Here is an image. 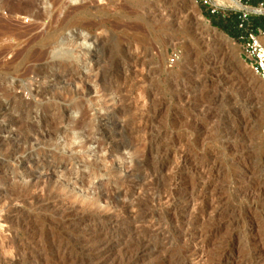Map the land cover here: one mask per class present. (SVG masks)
<instances>
[{
	"label": "rangeland",
	"instance_id": "obj_1",
	"mask_svg": "<svg viewBox=\"0 0 264 264\" xmlns=\"http://www.w3.org/2000/svg\"><path fill=\"white\" fill-rule=\"evenodd\" d=\"M32 1L0 0V191L29 182V173L43 178L50 172V190L68 205L106 217L115 205L105 196L117 192L127 170L151 175L161 157L159 176L131 198L148 200L152 187L175 175L181 203L168 212L153 205L175 222H166L163 247L131 264H173L201 242L209 263L221 256V264H264V90L239 44L203 15L249 6L239 0L241 8L215 0ZM82 37L86 43L79 45ZM63 43L80 61L61 65L52 56ZM174 49L180 58L168 66ZM77 135L81 139L67 148L66 140ZM117 138L124 147L109 157ZM193 183L207 193L204 205L187 197ZM13 206L21 212L17 223L4 218ZM79 217V211L52 214L26 197L0 195V264H84L80 254L93 257L85 264H118L121 249L105 252L98 238L88 237L97 222ZM179 228L184 239L175 233ZM70 237L89 252L65 258L58 243L70 244ZM224 245L230 247L220 254ZM16 249L21 252L11 259Z\"/></svg>",
	"mask_w": 264,
	"mask_h": 264
},
{
	"label": "bare ground",
	"instance_id": "obj_2",
	"mask_svg": "<svg viewBox=\"0 0 264 264\" xmlns=\"http://www.w3.org/2000/svg\"><path fill=\"white\" fill-rule=\"evenodd\" d=\"M29 1V0H28ZM75 1V0H73ZM217 2V4H221V5H225V6H232V7H236V8H241L242 5L236 1V0H215ZM31 2H33L31 0ZM34 4V3H33ZM33 4H31L30 6H32ZM29 6V7H30ZM22 9V7H21ZM261 10H264V9H261ZM17 11V10H16ZM23 11V10H22ZM21 11V12H22ZM171 11V10H170ZM32 13V12H31ZM181 13V12H180ZM33 14V13H32ZM35 14V12H34ZM51 27V26H50ZM59 31V30H58ZM3 33H5V31H2ZM56 32V31H55ZM7 33V32H6ZM19 33V32H18ZM21 33V31H20ZM47 33V32H45ZM49 33V31H48ZM51 33H54V32H51ZM59 32H57L58 34ZM22 34V33H21ZM26 34V33H24ZM45 35V34H44ZM18 37V35H16ZM21 36V35H20ZM23 36V34H22ZM25 36V35H24ZM48 36V34L46 35ZM49 37H53V35H49ZM55 38V37H54ZM55 40V39H54ZM57 41V40H56ZM85 38L82 37V39L80 40V42L78 43L79 45H84L86 42H85ZM45 42V41H44ZM43 42V43H44ZM55 42V41H54ZM62 42V41H61ZM46 43V42H45ZM50 43V42H49ZM41 44V43H40ZM52 44V42H51ZM73 44V43H72ZM2 45V44H1ZM42 45L44 44H41V47ZM47 45V44H45ZM44 45V46H45ZM3 46V45H2ZM43 46V47H44ZM60 46H65V48H63V50H55L51 52L52 53V56L55 57V58H59L61 60V65L65 64L66 61L69 59L71 61H73L74 63L77 62L81 55H72L70 56L69 54L73 51V49H69L67 46H68V43H63V44H60ZM23 47V46H22ZM43 47L41 49H43ZM70 47V46H69ZM75 47V46H74ZM77 48V47H76ZM22 49V48H21ZM82 49V48H80ZM1 50V49H0ZM2 51V50H1ZM9 52V50H8ZM50 52V50H49ZM3 53V52H1ZM16 55V54H15ZM41 55V54H40ZM43 55V54H42ZM41 55V56H42ZM39 56V57H41ZM51 56V55H50ZM37 57V56H36ZM35 57V58H36ZM23 59H21V62ZM81 60H85V59H81ZM80 61V60H79ZM12 62V61H11ZM19 62H20V59H19ZM72 62V63H73ZM68 63V62H67ZM81 63V62H80ZM8 64V62H7ZM59 64V65H60ZM81 65V64H80ZM83 65V64H82ZM53 66V65H51ZM65 67V66H64ZM75 67V66H74ZM18 70V69H17ZM16 70V71H17ZM41 70V68H40ZM45 70V69H44ZM50 70V69H49ZM55 70V69H54ZM53 70V71H54ZM130 70V69H129ZM57 71V70H56ZM55 71V72H56ZM19 72V71H18ZM54 72V73H55ZM127 72V71H126ZM30 73V72H29ZM32 73V71H31ZM53 73V72H52ZM57 73V72H56ZM59 73V72H58ZM57 73V74H58ZM56 74V75H57ZM23 75V74H21ZM53 75V74H52ZM59 76V75H58ZM66 79V78H65ZM67 84V83H66ZM235 89V88H234ZM76 126V125H75ZM74 127V126H73ZM78 127V126H77ZM120 128V127H119ZM73 130V129H72ZM112 130V129H111ZM113 131V130H112ZM76 132L78 133L79 131L76 130ZM116 132V131H115ZM50 133V132H49ZM52 133V132H51ZM50 133V134H51ZM70 133V132H69ZM74 133V131H73ZM117 133V132H116ZM81 134V133H80ZM87 134V133H86ZM53 135V134H52ZM55 135V134H54ZM228 136V135H227ZM53 137V136H52ZM66 137V136H65ZM64 137V138H65ZM78 137H81L79 135L77 136H70L64 143V145L67 146V148H69L71 145L75 144V140H80L81 138L79 139H76ZM225 137V135H224ZM53 139V138H52ZM118 139V138H117ZM65 140V139H64ZM148 140V139H147ZM226 140V139H225ZM230 140V139H229ZM99 141V140H98ZM1 142V141H0ZM127 144V143H126ZM75 146V145H74ZM79 148H85V143L84 142H81V141H78L77 142V145ZM75 146V147H76ZM121 147H124V142L120 139L117 140V142L110 146V148L106 151H108V155L107 156H112L118 149H120ZM63 148V147H62ZM88 148V147H87ZM86 148V152H88V149ZM102 148V142L99 141L98 142V149H101ZM160 148V147H159ZM71 149H74V148H71ZM69 149V150H71ZM76 149V148H75ZM64 151V150H63ZM74 151V150H73ZM97 152V150H95ZM76 152V151H74ZM80 153V151H77ZM71 153V152H70ZM78 153V154H79ZM91 152L89 151V154ZM66 154V153H65ZM68 155V154H67ZM91 155H94V154H90ZM96 155V154H95ZM56 156V155H55ZM75 156V155H74ZM73 156V157H74ZM80 156V154H79ZM84 156V155H83ZM82 156V157H83ZM86 156V155H85ZM151 156V155H150ZM163 156V155H162ZM59 157V156H58ZM72 157V158H73ZM81 157V156H80ZM100 157V156H99ZM108 157V158H109ZM166 157V156H165ZM57 158V157H56ZM76 158V157H75ZM78 158V157H77ZM153 158V157H152ZM59 159V158H58ZM97 159H98V156H97ZM161 157L159 158L158 162H157V167L155 169V171L151 174V175H146L145 174V171L146 168H145V171H144V174H145V177L143 175H140V174H135V171L134 169L131 167L129 168V170H127V173L123 176V181L121 182V184L119 185L118 189H117V192L115 194H113L112 196L111 195H104L105 197H109L111 198V200L113 201V204L115 205V210L113 212V214L109 215V216H103L101 215V217H96L94 216L92 213H90L88 210L91 209V207L85 211V209H83V204L82 205H71L69 203H67V198L65 197H61V195L59 196L58 194H56V192H54L53 190L51 191L50 190V187H51V178H52V174L49 172L46 177L44 178H40V177H36V176H32L31 173H29V175L31 176L30 177V180L29 182L27 183H24V184H20V185H16V188L12 187H8V186H5L2 188V191H0V195L2 196H8L11 197V198H15V199H19V197H26L28 198L31 202H33L35 205L39 206V207H48L49 210L51 211L52 214H56L58 212H63L65 210H71V211H79L80 212V220L82 221V223H86V222H97L95 228H90L89 230V239H97L98 238V241L101 243V246L105 252L107 251H110V250H113V249H117V248H120L121 249V254L118 255V264H131L133 263L134 261L138 260L139 258H141L142 256H144L147 252H151V251H157L158 248H161L163 247L166 242L165 240L168 238L167 236V233L166 230H165V226L168 225L166 224V222H170L172 221L173 219L175 218H171L169 217L170 219L167 221L166 220V217H162V214H157L156 212V209L153 205H157V207L159 206L161 209L162 207L164 208L163 211L165 210V212H168L169 208L171 207H174L177 206L179 203H181L178 199L181 198H177V196H180L179 193L178 195L176 196V187H177V184L179 182V179L174 175L170 181L168 182L167 185H158L157 187H152V191H150L149 193L147 192V196H148V200H145L142 198V200H136V199H133L131 198L133 196V194L136 195L137 197V194H139V192L142 190V188H144V186L146 184H149V180L150 178H155L158 175V173L160 172V169L164 166L163 165V162L161 161ZM64 160V159H63ZM77 160V159H76ZM91 160V159H90ZM101 160V159H100ZM99 160V161H100ZM69 161V160H68ZM164 161V160H163ZM174 161V160H173ZM82 162V161H81ZM152 162V161H151ZM155 162V161H154ZM176 162V161H175ZM38 163V162H37ZM97 163V162H96ZM85 164L87 166L90 165V162L88 161H85ZM105 164V163H104ZM137 164V163H136ZM135 164V165H136ZM167 164V163H166ZM179 164L181 163H176L174 165V168L173 169H177L179 168ZM185 164V163H184ZM2 165V164H1ZM0 165V171L2 169V166ZM95 165V164H94ZM138 165V164H137ZM91 166V165H90ZM99 166V165H98ZM107 166V165H106ZM153 166V165H152ZM34 167V166H33ZM104 167V166H103ZM102 168V167H101ZM135 168V166H134ZM202 168V167H201ZM93 169V167H92ZM150 169V168H149ZM153 169V168H151ZM91 169L88 168V172L90 171ZM96 170V168H95ZM144 170V168H143ZM154 170V169H153ZM179 170V169H178ZM99 171V169H98ZM110 171V170H108ZM112 171V170H111ZM162 171V170H161ZM95 172V171H94ZM140 172H143V171H139ZM149 172V171H148ZM151 172V171H150ZM174 172H177L176 170ZM173 172V173H174ZM162 173V172H161ZM172 173V172H171ZM92 174V173H91ZM98 174V173H97ZM148 174V173H147ZM2 175V174H1ZM22 176V175H21ZM166 176V175H165ZM166 178V179H167ZM180 178V177H179ZM14 179H17L14 178ZM157 179V178H156ZM155 179V180H156ZM167 179V180H168ZM2 180V177L0 176V181ZM18 180V179H17ZM154 180V181H155ZM158 180V179H157ZM20 182V180H19ZM58 182V181H57ZM56 182V183H57ZM150 182H152L150 180ZM158 182V181H157ZM188 182V181H187ZM199 182V181H198ZM203 182V181H202ZM186 183V182H185ZM184 183V184H185ZM261 183V182H260ZM3 184V183H2ZM73 184H75L73 182ZM78 184V183H77ZM75 184V185H77ZM81 184V183H80ZM182 184V183H181ZM203 184V183H202ZM201 184V185H202ZM264 184V183H263ZM179 185V184H178ZM195 185V188L197 187V183L196 184H192L191 187L193 188ZM200 185V184H199ZM54 186V185H53ZM148 186V185H147ZM60 187V186H59ZM149 187V186H148ZM65 188V187H64ZM79 188V187H78ZM77 188V190H78ZM81 188L84 189V187L82 186ZM198 188V187H197ZM196 188V189H197ZM54 189V187H53ZM194 190L193 189H188L190 192H188V198L190 200L191 203H195L196 204H199V205H204L205 202H204V198L207 197L206 194L207 193H201L200 191H197V190ZM203 189V188H202ZM262 189V188H261ZM263 190V189H262ZM56 191V190H55ZM82 190L80 189V192ZM146 191V190H145ZM79 192V191H78ZM84 192V191H83ZM100 192V191H99ZM262 192V191H261ZM85 195V193H83ZM108 194V193H107ZM77 195V194H76ZM82 195V194H81ZM93 195V194H92ZM91 195V196H92ZM99 195V194H98ZM97 195V196H98ZM186 195V194H184ZM96 196V194H95ZM96 196V197H97ZM103 196V197H104ZM145 195V197H147ZM93 199L91 201L90 204H93L96 202V198ZM104 197V198H105ZM186 197V198H187ZM261 197V196H260ZM88 198V197H87ZM262 198V197H261ZM22 199V198H21ZM147 199V198H146ZM110 200V199H109ZM14 201V200H13ZM85 201V200H84ZM248 201V200H247ZM97 203V202H96ZM86 204V203H85ZM89 204V205H90ZM112 204V202H111ZM112 204V205H113ZM155 205V206H156ZM184 205V204H183ZM162 206V207H161ZM192 207V206H191ZM194 207V206H193ZM38 209V208H37ZM47 210V209H46ZM91 211V210H90ZM161 211V210H160ZM176 211V210H175ZM48 212V211H47ZM174 212V211H173ZM164 213V212H162ZM98 214V213H96ZM95 214V215H96ZM173 214V213H172ZM171 214V215H172ZM47 215V214H46ZM164 215V214H163ZM58 216V215H57ZM98 216V215H97ZM175 216V215H174ZM21 217V212L16 209L14 206L11 207L9 209V212L6 214V217L4 216V218L6 219V221H8L9 223H13L15 222L16 220V223L17 221H19ZM102 218V219H101ZM24 222V221H23ZM173 222H175L173 220ZM172 222V223H173ZM176 224V223H175ZM16 225V224H15ZM173 225V224H172ZM171 226V225H170ZM179 226V225H178ZM177 226V227H178ZM172 227V226H171ZM173 228V227H172ZM88 230V229H87ZM182 231V230H181ZM180 231V228L179 230L176 229L175 230V233H178V234H181L182 237L185 235L184 233H182ZM208 233V232H207ZM9 235V234H8ZM206 236V235H205ZM179 237V236H178ZM176 237V238H178ZM186 237V236H184ZM183 237V239H184ZM188 237V236H187ZM207 237V236H206ZM71 238V243L69 244L68 242L67 243H64V244H59V248L62 249V253L65 254V258H68V257H71L69 255H71L72 252H76L79 251V253H85V252H89L88 249H84L80 246L77 245V243L75 244V240H76V237H70ZM170 238V237H169ZM7 239V238H6ZM67 239V238H65ZM86 239V238H85ZM179 239V238H178ZM177 239V240H178ZM203 239V238H202ZM55 240V239H54ZM80 240V239H79ZM170 240V239H168ZM181 240V239H180ZM179 240V241H180ZM197 240V239H196ZM9 241V240H8ZM63 241H65L63 239ZM62 241V243H63ZM78 241V240H77ZM84 241V240H83ZM97 241V242H98ZM171 241V240H170ZM170 241H168L170 243ZM70 242V241H69ZM182 242V241H181ZM9 243V242H8ZM50 243V242H49ZM87 243V242H86ZM89 243V242H88ZM87 243V244H88ZM5 244V243H4ZM56 244V243H55ZM85 244V243H84ZM86 244V245H87ZM202 245H204V243L201 242ZM197 245L198 247L196 246H192L190 248V254L188 256H178V257H174V259L172 260V263L173 264H221L222 260H221V256L220 258H216L218 260H216V262L214 263H209L206 261V259L203 257L204 255H202V251H201V248H202V245ZM23 245V244H22ZM6 246V245H5ZM12 246V245H11ZM189 247V246H188ZM223 247V246H222ZM221 247V248H222ZM230 246L228 245H224V248H222L220 254H225V252L229 249ZM2 248V247H1ZM10 248V247H9ZM15 248V247H14ZM204 248V247H203ZM17 249H18V246H17ZM16 249V253L15 251H11L9 254H10V258L12 259V256L14 258V256H18L20 254L21 251H17ZM21 249V248H20ZM18 249V250H20ZM99 249V248H98ZM163 249V248H162ZM165 249V247H164ZM185 249V248H184ZM189 249V248H188ZM9 250V249H8ZM15 250V249H13ZM5 251V250H4ZM7 252V251H6ZM1 253V252H0ZM197 254V261L194 259L195 255L194 254ZM6 254V253H5ZM27 256V255H26ZM76 257V256H75ZM21 258H25V253H23V255L21 256ZM79 261L82 262V263H89L93 257H90L89 255H81L78 257ZM65 260V259H64ZM209 260V258H208ZM213 261V258L211 259ZM1 261V260H0ZM23 261V260H22ZM46 261V260H45ZM66 261V260H65Z\"/></svg>",
	"mask_w": 264,
	"mask_h": 264
},
{
	"label": "built area",
	"instance_id": "obj_3",
	"mask_svg": "<svg viewBox=\"0 0 264 264\" xmlns=\"http://www.w3.org/2000/svg\"><path fill=\"white\" fill-rule=\"evenodd\" d=\"M262 6L264 7L263 4L245 7V10L239 12L237 27L241 31L238 41L241 57L251 72L259 78L264 90V20L260 25L251 21L252 16H264V13L259 11L264 9ZM179 58L180 52L172 50L167 58L168 66L174 65Z\"/></svg>",
	"mask_w": 264,
	"mask_h": 264
},
{
	"label": "trees",
	"instance_id": "obj_4",
	"mask_svg": "<svg viewBox=\"0 0 264 264\" xmlns=\"http://www.w3.org/2000/svg\"><path fill=\"white\" fill-rule=\"evenodd\" d=\"M244 5H247L249 7H257L260 4L264 5V0H239ZM203 15L205 18L210 22L211 26L221 30L223 33H225L228 37L235 40L237 43L239 41V36L241 34V31L237 27V21L239 18V13H222L220 11H211L206 10L203 12ZM264 20V16H252L251 21L255 25H260Z\"/></svg>",
	"mask_w": 264,
	"mask_h": 264
},
{
	"label": "water",
	"instance_id": "obj_5",
	"mask_svg": "<svg viewBox=\"0 0 264 264\" xmlns=\"http://www.w3.org/2000/svg\"><path fill=\"white\" fill-rule=\"evenodd\" d=\"M212 30H214V28H212ZM217 32H218V34H220L222 36V33H220L219 31H217ZM226 38L229 39L230 37L226 36Z\"/></svg>",
	"mask_w": 264,
	"mask_h": 264
}]
</instances>
